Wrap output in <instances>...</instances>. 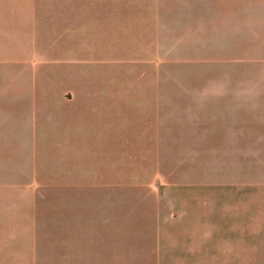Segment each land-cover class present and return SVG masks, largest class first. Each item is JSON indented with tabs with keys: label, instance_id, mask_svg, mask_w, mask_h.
Instances as JSON below:
<instances>
[{
	"label": "crops",
	"instance_id": "0c3cea01",
	"mask_svg": "<svg viewBox=\"0 0 264 264\" xmlns=\"http://www.w3.org/2000/svg\"><path fill=\"white\" fill-rule=\"evenodd\" d=\"M89 21L177 23L175 83H123L149 87L150 94L153 85L165 86L160 93L175 96L176 204L67 206L49 212L0 205V264L41 257H163V264L176 257V264H264V0H0V38H32L35 51L37 39L65 38V53L73 50L60 80L38 52L14 49L15 57L3 61L0 182L42 180L34 177L39 174L33 169L28 178L21 167L9 173L3 162L10 151L33 149L32 127L50 114L63 120L49 110L50 104L64 110L65 128L58 130H65L66 142L60 138L55 149L65 151V180H88L82 165L75 169L80 173H71L76 155L82 151L83 157L87 144L84 138L76 144L67 140L69 121H84L90 113L119 117L121 85L119 79L89 77L84 64L88 51L81 40H74L75 50L72 42L67 48L69 39L84 36V25L75 28L71 23ZM57 23H65L64 29ZM27 70L32 86L6 103L5 76ZM144 118H150L147 112ZM147 124L134 131L137 143L128 148L140 167L152 164ZM113 150H120L119 140ZM39 213L55 217L41 220Z\"/></svg>",
	"mask_w": 264,
	"mask_h": 264
},
{
	"label": "rangeland",
	"instance_id": "374dc122",
	"mask_svg": "<svg viewBox=\"0 0 264 264\" xmlns=\"http://www.w3.org/2000/svg\"><path fill=\"white\" fill-rule=\"evenodd\" d=\"M23 24L25 23H17ZM57 27L65 23H57ZM80 27L83 39H69L70 47H77V41L87 47L88 61L85 68L89 70L91 79L115 78L120 80V116L96 115L90 113L86 120L69 121L67 140L76 144L84 142L87 150L83 157L79 151L72 166V174H78L81 165L87 174V181H66L64 150L55 149V142H66V132L58 130L65 128L64 110L60 105L49 110L59 112L62 121L55 113L50 114L46 122L35 125L33 133V149L10 151L3 163L8 164L9 173H16L17 167L26 172L30 170L39 175L42 180L21 182H0V205L35 207L37 211H55L67 206H119L130 208L135 206L171 205L175 200V129L176 112L175 96H164L160 88L153 85L150 94L149 87L124 86L128 80L146 79L153 84L161 81L175 83L177 78V23L175 21L154 22H100L71 23ZM2 27L0 26V29ZM61 28V27H60ZM79 29V28H78ZM86 31L88 37L86 38ZM111 33L115 36H111ZM34 50L32 38H0V68L6 59L13 56L14 49L34 54L38 52L40 59H47L50 72L60 78L66 71L67 57L73 51L65 53V38H41ZM65 44V45H64ZM64 52V55H63ZM29 55V54H28ZM54 56L57 58L54 59ZM4 61V62H3ZM46 64V65H47ZM70 64V63H69ZM30 71L21 73L13 71V76H5L2 90L5 92L6 103L10 97H20L23 89H29L32 84ZM2 77V76H1ZM166 88H175L169 86ZM134 89V90H133ZM3 92V93H4ZM16 93V94H15ZM150 106V108H149ZM10 108V107H9ZM145 112L150 118H144ZM118 114V113H117ZM147 121L151 129L153 141L152 164L140 167L133 157L130 146L137 143L135 130L142 129ZM150 122V123H149ZM119 138V139H118ZM120 142V150H113ZM117 141V142H116ZM85 144V146H86ZM70 156L72 152L69 151ZM69 156V157H70ZM18 161V162H17ZM147 162L149 160L147 159ZM142 174V175H139ZM145 174V175H144ZM115 176L120 180L107 181L104 178ZM140 177V180H133ZM169 194V197L165 194ZM173 192V193H172ZM41 220L55 217L50 213L36 215ZM163 257H76L66 260L65 257H41L40 261H24L23 264H163ZM169 264H176V257H170ZM53 261V262H52ZM21 263V264H22ZM20 264V263H18Z\"/></svg>",
	"mask_w": 264,
	"mask_h": 264
}]
</instances>
